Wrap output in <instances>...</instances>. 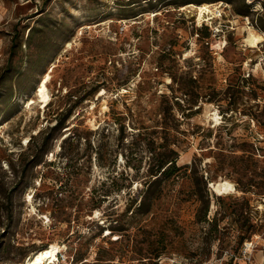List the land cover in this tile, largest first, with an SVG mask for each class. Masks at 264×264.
Segmentation results:
<instances>
[{
	"label": "rangeland",
	"instance_id": "obj_1",
	"mask_svg": "<svg viewBox=\"0 0 264 264\" xmlns=\"http://www.w3.org/2000/svg\"><path fill=\"white\" fill-rule=\"evenodd\" d=\"M219 1L0 0V264H260L264 7Z\"/></svg>",
	"mask_w": 264,
	"mask_h": 264
},
{
	"label": "bare ground",
	"instance_id": "obj_2",
	"mask_svg": "<svg viewBox=\"0 0 264 264\" xmlns=\"http://www.w3.org/2000/svg\"><path fill=\"white\" fill-rule=\"evenodd\" d=\"M212 5V4H211ZM208 4H203L202 6L194 5V4H188L185 6H181V10L184 9H191L197 11V21L199 22V18L201 17V14L204 12L206 13H212L211 10L208 8ZM211 8V7H210ZM189 13V12H188ZM213 14V13H212ZM156 15V14H153ZM193 17V15H192ZM207 17V16H206ZM214 17V16H213ZM211 19V17H210ZM244 41H246V38H243ZM66 47L70 46V42L65 43ZM54 64L51 63L47 69V71L43 74L42 78L39 80L37 84V88L35 90V95L38 98V102L42 105L43 109L47 105L46 103L50 100V96L47 90V83L49 82L51 78V72L53 70ZM35 101L33 99H27V108L30 109L31 105L34 104ZM46 104V105H44ZM27 142V140L24 141V144ZM218 188L221 191L222 194H232L234 193L233 185L232 183L225 184V183H218ZM62 245V244H61ZM60 251V247L58 245H53L50 247L42 248L36 251L34 254H32L31 257L28 258L27 264H50L55 258L56 254Z\"/></svg>",
	"mask_w": 264,
	"mask_h": 264
},
{
	"label": "trees",
	"instance_id": "obj_3",
	"mask_svg": "<svg viewBox=\"0 0 264 264\" xmlns=\"http://www.w3.org/2000/svg\"><path fill=\"white\" fill-rule=\"evenodd\" d=\"M219 1V0H218ZM220 1H230V0H220ZM243 1V0H242ZM248 12V10H247V6L246 5H243V7H242V9H238L237 11H236V13L238 14V15H245L246 13ZM263 28H264V26H263ZM31 29L32 28H29L28 29V34H27V38L29 37V34L31 33ZM11 45H10V47H12L13 46V41L14 40H17V34L15 33V34H13L12 36H11ZM12 55V53L10 52L9 53V56H11ZM9 70H10V64H9V62H8V59H7V64H6V71L5 72H9ZM80 99H78V101H79ZM77 103V102H76ZM68 116H69V109L66 111V113L64 114V117L59 121V122H56V125H55V127H59L63 122H64V120H66L67 118H68ZM55 127H53L52 129H50V130H53V129H55ZM175 166H174V161H171V160H168V161H162V162H160L159 164H158V166H157V170H156V173H159L158 174V176L154 179L155 181H157V179L160 177V176H169V175H171L172 173H173V168H174ZM160 169H162L161 171H160ZM141 207V205H139L138 206V208H140ZM148 210H149V208L148 207H146L145 209H143V210H140V212L141 213H146V212H148ZM205 210V209H204ZM233 215H235L236 217H237V219H239L240 217H241V211L239 210V211H235V213H233ZM245 221L246 220H244V219H242L241 220V222H240V227H242V226H244L245 225ZM251 225L250 224H248V227L247 228H249ZM242 241H243V237H240V239H239V243L241 244L242 243ZM56 259H57V261H59V252L56 254ZM231 263V258H228L227 260H225V264H230ZM57 264H59L58 262H57Z\"/></svg>",
	"mask_w": 264,
	"mask_h": 264
},
{
	"label": "built area",
	"instance_id": "obj_4",
	"mask_svg": "<svg viewBox=\"0 0 264 264\" xmlns=\"http://www.w3.org/2000/svg\"><path fill=\"white\" fill-rule=\"evenodd\" d=\"M246 2H247V5H250V10L256 14L259 10L255 8V4H260L261 6L264 7V0H246ZM221 4L222 2L219 1L218 5H221ZM215 9H216V13H218L217 8ZM260 11H263L262 7L260 8ZM255 23L256 22L254 21V24ZM255 246H256V243L254 241H248V242L244 241L242 242V245L240 246L237 255L239 256V258H242L249 264L251 262V256H252ZM232 255L233 254H228V258H232ZM260 259H261L260 264H264V246L260 249ZM219 264H222V263L219 262Z\"/></svg>",
	"mask_w": 264,
	"mask_h": 264
}]
</instances>
